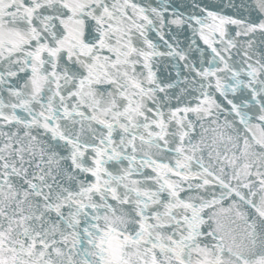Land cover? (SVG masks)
I'll list each match as a JSON object with an SVG mask.
<instances>
[{
    "label": "snow or ice",
    "instance_id": "1",
    "mask_svg": "<svg viewBox=\"0 0 264 264\" xmlns=\"http://www.w3.org/2000/svg\"><path fill=\"white\" fill-rule=\"evenodd\" d=\"M0 264H264V0H0Z\"/></svg>",
    "mask_w": 264,
    "mask_h": 264
}]
</instances>
